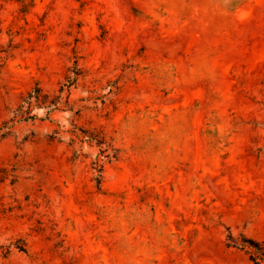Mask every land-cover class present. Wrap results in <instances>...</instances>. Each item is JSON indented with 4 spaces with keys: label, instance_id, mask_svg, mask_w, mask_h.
<instances>
[{
    "label": "rangeland",
    "instance_id": "1",
    "mask_svg": "<svg viewBox=\"0 0 264 264\" xmlns=\"http://www.w3.org/2000/svg\"><path fill=\"white\" fill-rule=\"evenodd\" d=\"M3 133L0 264H251L264 0H0Z\"/></svg>",
    "mask_w": 264,
    "mask_h": 264
},
{
    "label": "trees",
    "instance_id": "2",
    "mask_svg": "<svg viewBox=\"0 0 264 264\" xmlns=\"http://www.w3.org/2000/svg\"><path fill=\"white\" fill-rule=\"evenodd\" d=\"M29 4H24L23 8L25 9ZM25 11V10H24ZM73 77L66 76L70 84L66 85L69 87L78 76L81 74L80 68L77 65L73 67L72 70ZM64 85L60 88V92L64 91ZM48 93H44L43 89L39 86H36L33 90L29 91L27 95L22 99V102L15 109V118L19 119H34L35 114H32L33 108L42 104H46L49 110L57 109V105L60 103V95L54 97L53 99L49 98ZM7 122H4L6 124ZM5 133L1 134L0 137H4ZM227 246L236 247L245 252L248 256V259L251 264H264V240H257L252 237H247L241 234L238 237L228 234Z\"/></svg>",
    "mask_w": 264,
    "mask_h": 264
}]
</instances>
